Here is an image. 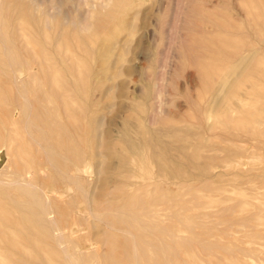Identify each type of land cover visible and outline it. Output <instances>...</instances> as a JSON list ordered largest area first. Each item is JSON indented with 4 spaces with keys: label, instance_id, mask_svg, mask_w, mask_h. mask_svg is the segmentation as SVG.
Segmentation results:
<instances>
[{
    "label": "rangeland",
    "instance_id": "rangeland-1",
    "mask_svg": "<svg viewBox=\"0 0 264 264\" xmlns=\"http://www.w3.org/2000/svg\"><path fill=\"white\" fill-rule=\"evenodd\" d=\"M33 1L0 0V253L15 264H264V151L217 117L230 106L242 116L259 57L264 87V0ZM212 66L223 78H206ZM157 150L190 175L160 170Z\"/></svg>",
    "mask_w": 264,
    "mask_h": 264
},
{
    "label": "bare ground",
    "instance_id": "bare-ground-1",
    "mask_svg": "<svg viewBox=\"0 0 264 264\" xmlns=\"http://www.w3.org/2000/svg\"><path fill=\"white\" fill-rule=\"evenodd\" d=\"M41 1H43V0H41ZM80 1V0H79ZM120 1H126V0H120ZM32 4H34V2L35 1H33L32 0ZM37 2V1H36ZM35 2V3H36ZM84 2H86V0L84 1ZM42 3H44V1L42 2ZM66 3V2H65ZM75 5V4H74ZM33 6V5H32ZM36 7H38L37 6V3H36ZM36 7H35V10H36ZM17 8V7H16ZM31 8V7H30ZM43 8V7H42ZM12 9V8H11ZM15 9V8H14ZM13 9V10H14ZM34 9V8H33ZM37 9H40V8H37ZM44 9V8H43ZM30 10V9H29ZM32 10V9H31ZM42 10V9H41ZM50 10V14L52 13L51 12V9H49ZM16 11V10H15ZM62 11V10H61ZM76 11H77V9H76ZM14 12V11H13ZM47 12V11H46ZM39 13V12H38ZM43 12H41V14H42ZM62 13V12H61ZM36 14V13H35ZM41 14H39V15H41ZM46 15V17H45V19L47 18V13H45ZM38 15V16H39ZM53 15V14H52ZM78 15V14H77ZM81 15V14H80ZM42 16V15H41ZM51 16V15H50ZM55 17V16H54ZM113 16H112V14H111V18H112ZM41 18V17H40ZM52 18V17H51ZM61 18H64V17H61ZM66 18V17H65ZM44 19V20H45ZM49 19V18H48ZM74 19H76V18H74ZM74 19H72V20H74ZM99 19V18H98ZM71 20V19H70ZM81 20V22L82 21H84V19L82 20V19H80ZM86 20V19H85ZM50 22H51V20H49ZM68 21V20H67ZM66 21V22H67ZM41 22V21H40ZM55 22H57V20L55 21ZM70 22V21H69ZM74 22V21H73ZM103 22H105L104 20H103ZM48 23V20H46V22H45V24H44V26L46 25ZM76 22H74V24H75ZM49 24V23H48ZM47 24V26L46 27H49L50 25H48ZM50 24H52V22L50 23ZM54 24H56V23H54ZM61 24V23H60ZM73 24V23H72ZM83 24V23H82ZM41 25V24H40ZM62 25V24H61ZM78 25H81L80 24V22L78 23ZM57 26V25H56ZM172 27V26H171ZM50 28V27H49ZM48 28V29H49ZM22 29H23V27H22ZM32 29V28H31ZM56 29V28H55ZM72 29V28H71ZM170 30V29H169ZM18 31H20V29L18 30ZM32 31H33V29H32ZM72 31V30H71ZM23 32V31H22ZM55 32H57V30H55ZM58 32H60V33H62L61 35L62 36H64V34H65V32L63 31V28H61V29H58ZM73 32H71L70 34H72ZM8 35V34H7ZM33 35V34H32ZM15 36V35H14ZM25 37L24 39H26L27 38V36H28V34H27V32H23L22 33V35H21V37ZM30 37V36H29ZM48 37V36H47ZM223 37V36H222ZM225 37V36H224ZM227 37V36H226ZM2 38V37H1ZM39 38V37H38ZM73 38V37H72ZM5 39V38H4ZM16 39V38H15ZM23 39V40H24ZM83 39V38H82ZM227 39V38H226ZM19 40V39H18ZM27 40V42H25L24 43V46H25V48L27 49V50H30V51H32L33 53H34V51L36 50V48H35V45H31L32 43L30 42H28V38L26 39ZM32 40V39H31ZM70 40V39H69ZM32 41H34V40H32ZM60 41V40H59ZM71 41V40H70ZM78 41H81V40H78ZM1 42V41H0ZM227 42H228V45H230L231 46V41H228L227 40ZM12 43V42H11ZM58 43V42H57ZM64 43V42H63ZM63 43H62V41H61V43L59 44L60 46H63ZM78 43V42H77ZM223 43V42H222ZM2 44H4V43H2ZM53 44V43H52ZM75 44H76V42H75ZM81 45L80 46H82V41H81V43H80ZM57 45V44H56ZM211 45V44H210ZM4 46H5V44H4ZM48 46V45H47ZM76 46V45H75ZM79 46V45H78ZM77 46V48L79 49V47ZM64 47V46H63ZM249 47H252L253 48V46H249ZM2 48V47H1ZM24 48V49H25ZM40 48H41V45H40ZM68 48H70L69 46H67V49ZM81 48H83L84 50H85V48L84 47H81ZM88 48V47H87ZM43 49V48H42ZM65 49V48H64ZM77 49V50H78ZM2 50H4L5 51V49H3L2 48ZM7 50V49H6ZM61 50H63L62 48H61ZM8 51V50H7ZM47 51V50H46ZM81 51V50H80ZM3 52V51H2ZM1 52V53H2ZM9 52V51H8ZM42 52V51H41ZM64 52V51H63ZM6 53V52H5ZM4 53V54H5ZM43 53V52H42ZM215 53V52H214ZM71 54V53H70ZM69 54V55H70ZM72 54H74V53H72ZM8 55H9V53H8ZM18 55H19V53H18ZM34 55V54H33ZM45 55V54H44ZM56 55V54H55ZM77 55V54H76ZM215 55V54H214ZM10 56V55H9ZM43 56V55H42ZM50 56V55H49ZM72 56V55H71ZM11 57V56H10ZM43 58V57H42ZM42 58H40V59H42ZM63 58H65V57H63ZM73 58V57H72ZM76 58V57H75ZM149 58V57H148ZM6 59V58H5ZM8 59V58H7ZM45 59V58H44ZM153 59V58H152ZM3 60V59H2ZM15 60V59H14ZM49 60V59H48ZM52 59H50V61H51ZM54 60V59H53ZM78 60V59H77ZM210 60V59H209ZM208 60V61H209ZM7 61V60H6ZM72 61V60H71ZM85 61V60H84ZM86 61H87V59H86ZM79 62V61H78ZM88 62V61H87ZM211 62V61H210ZM209 62V63H210ZM16 63V62H15ZM201 63V62H200ZM199 63V64H200ZM8 65V64H7ZM9 65H10V63H9ZM27 65V64H26ZM38 65H39V63H38ZM42 65V64H41ZM77 65V64H76ZM75 65V66H76ZM18 67V66H17ZM83 67V66H82ZM63 69H65V68H63ZM200 69H201V71H203L204 72V74H205V76H206V78H208V77H215V76H222V78H223V76H224V70L223 69H221V68H219V67H211V68H209L208 67V69H206V71H205V69H202L201 67H200ZM50 70H51V67H50ZM67 70V69H66ZM32 71V70H31ZM57 71V70H56ZM59 71V70H58ZM57 71V72H58ZM261 71H262V67H261V57H259L258 59H257V61L254 63V65L252 66V68L250 69V73H248V75H250V76H248L247 78H248V80L250 81V87L248 86V88H250V91L248 92V96L244 99L245 100V102H244V105H242L243 107H242V109H244L243 110V114H242V116H241V114H240V117L238 116L237 117V115L234 113L233 114V112H234V109H232L231 108V106H230V109L228 108V107H224V108H221V110L220 109H217V111H216V109H214V112H215V114L216 113H218V111H219V113H218V115L219 116H217V117H219V124L220 125H223V123H224V121H227L228 119L230 120V121H232L234 124H232V126L231 127H233V125L235 126V127H238V129L240 128V129H242L243 131H245L246 133H247V135L248 134H250V136L247 138V139H251V140H253V142L257 145V147L259 148V149H263V151H264V87H262V86H260L259 84H260V81H261ZM13 72V71H12ZM51 72V71H50ZM207 72H209V73H207ZM14 74V73H13ZM51 75V74H50ZM8 76V75H7ZM74 76V75H73ZM246 76V75H245ZM15 77H16V75H15ZM14 77V78H15ZM20 77V76H19ZM51 77V76H50ZM62 78V77H61ZM245 79H246V77H244ZM15 79H17V78H15ZM14 79V80H15ZM64 79V78H63ZM18 80V79H17ZM20 80V79H19ZM50 80V79H49ZM80 80V79H79ZM82 80V79H81ZM247 80V79H246ZM22 81V80H21ZM20 81V82H21ZM83 81V80H82ZM7 82V81H6ZM15 83V82H14ZM51 83V82H50ZM65 83V82H64ZM83 83V82H82ZM12 84V83H11ZM15 85V84H14ZM211 85V84H210ZM16 86V85H15ZM53 86V85H52ZM203 86H204V88L206 87L204 84H203ZM243 86V85H242ZM20 87V86H19ZM50 87V86H49ZM23 88V87H22ZM16 89H17V87H16ZM25 89V88H24ZM212 89V88H211ZM149 90H150V88H149ZM149 90H147V91H149ZM157 90V89H156ZM206 90H208L207 88H206ZM240 90V89H239ZM244 90V89H243ZM247 90V89H246ZM26 91V90H25ZM150 92V91H149ZM244 91H242L241 92V94L243 93ZM17 93L19 94V91H17ZM77 93V92H76ZM157 93V92H156ZM61 94V93H60ZM70 94H72V92H70ZM238 94V93H237ZM241 94H240V96L239 97H241ZM24 94H22V97H25V96H23ZM65 95V94H64ZM155 95V94H154ZM235 95H236V93H235ZM19 96H21V95H19ZM160 96V95H159ZM207 96V95H206ZM228 96V95H227ZM226 96V97H227ZM237 96V95H236ZM21 97V98H22ZM69 97V96H68ZM68 97H67V99H68ZM239 97H237V99L239 98ZM254 98V100H255V102L254 103H251V99H253ZM27 99V98H26ZM25 99V100H26ZM154 99V98H153ZM159 99H161V98H159ZM69 101H70V99H68ZM151 100V99H150ZM242 100V99H241ZM249 100H250V102H249ZM27 101V100H26ZM73 101H75V100H73ZM152 101V100H151ZM248 101V102H247ZM28 102V101H27ZM64 103V102H63ZM73 103V102H72ZM203 103V102H202ZM245 103H251V105L249 106V107H247V106H245ZM27 105V104H26ZM48 105V104H47ZM147 106V105H146ZM154 107H155V105H153ZM152 105H150V109H153L154 107H153ZM226 106V105H225ZM245 106V107H244ZM29 108V107H28ZM79 108H80V106H79ZM148 108V107H147ZM76 109H77V107H76ZM138 109L139 108H137L136 110L138 111ZM211 109V108H210ZM30 110V109H29ZM46 110V109H45ZM207 110V108H205V111ZM212 110V109H211ZM31 111V110H30ZM29 111V112H30ZM139 111H141L140 109H139ZM146 111H147V109H146ZM145 111V112H146ZM161 111V110H160ZM24 112V111H23ZM46 112V111H45ZM81 112H83L82 111V109H81ZM148 112V111H147ZM212 112V111H211ZM210 111L208 112V113H211ZM28 113V112H27ZM140 113V112H139ZM142 113V112H141ZM30 114H31V112H30ZM37 114V113H36ZM146 114V113H145ZM154 114V113H153ZM152 114V115H153ZM211 114H213V113H211ZM210 114V115H211ZM4 115L6 116V117H9V119H11V121H12V124H13V126L14 127H10V129H9V134H10V136H11V140H10V142L13 144V146L16 148V147H18V145H19V138H18V128L16 127V124L18 123V119H17V117L19 116V109H17V108H12V109H8L5 113H4ZM28 115V114H27ZM67 115H68V113H67ZM210 115L208 114V118H210ZM214 115V114H213ZM213 115H211L212 117H213ZM236 117H235V116ZM30 116V115H29ZM41 117V116H40ZM142 117V116H141ZM211 117V118H212ZM74 118H75V116H74ZM147 119V118H146ZM216 119V118H215ZM55 120V119H54ZM57 120V119H56ZM59 120V119H58ZM142 120H144V119H142ZM213 120H214V118H213ZM26 121H27V119H26ZM25 121V122H26ZM31 121V120H30ZM209 121V120H208ZM216 121V120H215ZM24 122V123H25ZM54 122H56V121H54ZM144 122H145V120H144ZM186 123V122H185ZM185 123H183V124H185ZM56 124H58V123H56ZM141 124V123H140ZM211 124H213V123H211ZM211 124H209V125H211ZM218 124V123H217ZM26 125V124H25ZM148 126V125H147ZM28 127V126H27ZM35 127V126H34ZM63 127V126H62ZM66 127V126H65ZM186 127V126H185ZM217 127V126H216ZM223 127H225L224 125H223ZM235 127H233L234 129H235ZM23 128H25V127H23ZM187 128V127H186ZM204 128V127H203ZM213 128V127H212ZM215 128V127H214ZM26 129V128H25ZM66 129V128H65ZM0 130H1V128H0ZM42 130H45V129H42ZM45 132V131H44ZM145 132H146V130H145ZM149 131H147V133H148ZM155 132H156V129H155ZM206 132H207V130H206ZM157 133V132H156ZM177 134H179V132H176ZM175 133V134H176ZM26 134L27 135H30V134H28L27 133V129H26ZM46 134V133H45ZM153 134V133H152ZM159 134H161V133H159ZM52 135H53V133H52ZM162 135V134H161ZM195 135V134H194ZM205 135V134H204ZM203 135V136H204ZM217 135V134H216ZM225 135V134H224ZM31 136V135H30ZM29 136V137H30ZM197 136V135H196ZM213 136V135H212ZM28 137V136H27ZM42 137V136H41ZM46 137V136H45ZM216 137V136H215ZM31 138V137H30ZM77 138V137H76ZM238 138V137H237ZM240 138H241V136H240ZM200 139H201V137H200ZM223 139V138H222ZM233 139V138H232ZM231 139V140H232ZM34 140V139H33ZM240 140V139H239ZM31 141H32V139H31ZM36 141V140H35ZM45 141V140H44ZM49 141V140H48ZM153 141V140H152ZM227 141V140H226ZM243 141V140H242ZM42 142V141H41ZM75 142V141H74ZM154 142V141H153ZM200 142V141H199ZM240 142V141H239ZM146 147H151V139H150V137H148L147 139H146ZM198 143V142H197ZM240 143H243V142H240ZM39 144V143H38ZM47 144H48V142H47ZM135 144H137V143H135ZM142 144V143H141ZM172 144V142L171 141H165V142H163V145H165V146H170ZM199 144V143H198ZM233 144V143H232ZM143 145H144V143H143ZM143 145H141L142 147H143ZM148 145V146H147ZM154 145H160V144H155L154 143ZM237 145V144H236ZM39 146H41V144H39ZM47 146V145H46ZM197 146V145H196ZM41 147H43V145L41 146ZM47 147H49V146H47ZM51 147V146H50ZM155 147V146H154ZM179 147V146H178ZM202 148H204L203 146H201ZM155 148H157V147H155ZM164 148V147H163ZM169 148V147H168ZM197 148H198V146H197ZM200 148V147H199ZM198 148V149H199ZM150 149V148H149ZM149 149L147 150V148H146V151H144V152H146V157H148L150 154H147L148 152L147 151H149ZM182 149H184V147L181 145L180 146V150H182ZM191 149V146H190V148H189V150ZM140 150H142V149H136V151H137V153L139 154V157H140V161H141V158L143 159L144 158V152H142V151H140ZM145 150V149H144ZM150 150H152L153 151V148H151ZM192 150V149H191ZM241 150H244V147H242V149ZM82 151V150H81ZM155 151V150H154ZM158 151V153L156 152L155 153V159L156 160H158V162H159V168H160V170H163L164 172L166 171V172H172V173H174L175 174V177L176 176H179L180 178H183V177H188L189 175H190V173H188V171H186V170H184V168H183V166L180 164V163H177V162H175L171 157H167L165 154H163L162 152H160L159 150H157ZM132 153V152H131ZM136 152H134V154H135ZM136 153V154H137ZM150 153V152H149ZM238 153H240V152H238ZM60 155V154H59ZM151 155H153V154H151ZM191 155V154H190ZM226 155H228V154H226ZM52 156V155H51ZM58 156V155H57ZM194 156L196 157V158H200V155H199V153H196V154H194L193 153V155L191 156V158H192V160L194 161ZM9 157V156H8ZM139 157H137L138 159H139ZM230 157L231 156H228L225 160H229L230 159ZM263 157H264V155L262 156L261 155V159H263ZM17 158H18V156H17ZM31 158V157H30ZM62 158H63V156H62ZM64 158H65V156H64ZM137 158H135V159H137ZM10 159V158H9ZM133 159V161L135 160L134 158H132ZM153 158L151 157V159H150V157L147 159V160H149L150 162H148L147 160V162L149 163V165H152V163L154 162L153 160H155V159H153ZM63 160V159H62ZM65 160H67V159H65ZM68 160H70V159H68ZM153 162H152V161ZM236 160L234 159V162H235ZM252 161V160H251ZM65 162V161H64ZM146 162V163H147ZM152 162V163H151ZM195 162V161H194ZM135 164H137V162H134ZM230 163H232V161L230 160ZM236 163V162H235ZM23 164V163H22ZM139 164V163H138ZM249 164V163H248ZM146 165H148V164H146ZM130 166V165H129ZM139 166V165H138ZM143 166H145L144 164H143ZM197 166H200V168L202 169V173L204 174V175H206V177H210V176H212V175H216L215 174V172L216 171H213V166H214V164H212V163H210V162H208V161H205V163H203V164H199V165H197ZM225 168H226V165L224 166ZM229 167V166H228ZM131 168V167H130ZM144 168V167H143ZM149 168V167H148ZM150 168H151V166H150ZM188 168V167H187ZM66 169V168H65ZM140 169V168H139ZM152 169V168H151ZM196 169V168H195ZM237 170V169H236ZM27 171V170H26ZM32 171V170H31ZM59 171H60V169H59ZM143 171H144V169H143ZM142 172V171H141ZM29 173V172H28ZM62 173V172H61ZM201 173V174H202ZM142 175H143V173H141ZM226 174V173H225ZM65 175H66V173H65ZM227 175V174H226ZM230 175V174H229ZM244 175V174H243ZM261 179H264V167H262L260 170H259V173L257 174ZM61 176H62V174H61ZM69 176H71V175H69ZM232 176V175H231ZM246 176V175H245ZM244 176V177H245ZM31 177V176H30ZM63 177V176H62ZM65 177V176H64ZM170 177V176H169ZM175 177H174V179H175ZM23 178V177H22ZM70 178V177H69ZM170 178H172V176L170 177ZM170 178H168V180L170 179ZM71 179V178H70ZM192 179V178H191ZM198 179V178H197ZM22 180V179H21ZM157 180V179H156ZM180 180H182L183 181V179H180ZM14 181H16V180H14ZM18 181L20 182V180L18 179ZM71 181V180H70ZM160 181V180H159ZM162 181H163V179L161 178V183H162ZM172 181V180H171ZM187 181H189V180H187ZM193 181V180H192ZM74 182H76V181H74ZM165 182V181H164ZM202 182H204V181H202ZM1 183V182H0ZM23 183V182H22ZM21 183V184H22ZM16 184H18V182H16ZM20 184V185H21ZM25 184H28V183H25ZM79 184V183H78ZM133 184V183H132ZM173 184V183H172ZM171 184V185H172ZM183 184V183H182ZM12 185V184H11ZM15 185V184H14ZM29 185V184H28ZM34 186H35V184H33ZM81 185V184H80ZM150 185H154V183H152V184H150ZM149 184H147L146 186H150ZM156 185V184H155ZM154 185V186H155ZM207 185V184H206ZM25 186H27V185H25ZM78 186V185H77ZM130 186V185H129ZM151 186V187H152ZM179 186V185H178ZM182 185H180V187H181ZM30 187H32V186H30ZM144 187V186H143ZM179 187V188H180ZM36 188H37V186H36ZM82 188V187H81ZM125 188H126V186H125ZM128 188V187H127ZM189 188V187H188ZM27 189V191H28V187L27 188H25V190ZM31 189V188H30ZM39 189H40V186H39ZM171 189V188H170ZM191 189V188H190ZM34 190V189H33ZM36 190V189H35ZM137 190V189H136ZM37 191V190H36ZM40 191V190H39ZM161 191V190H160ZM26 192V191H25ZM40 192H42V191H40ZM16 193V192H15ZM46 193V192H45ZM29 194V193H28ZM31 194V193H30ZM29 194V195H30ZM43 194V193H42ZM33 195H34V193H33ZM32 195V196H33ZM164 195V194H163ZM32 196H30L31 198H32ZM136 196V195H135ZM5 197V196H4ZM29 197V196H28ZM37 197L38 196H35L34 195V197L32 198V200L35 198V199H37ZM25 198H27V197H25ZM47 198V197H46ZM132 198V197H131ZM134 198V197H133ZM34 199V200H35ZM39 200L41 199V198H38ZM2 200V199H1ZM5 200V199H4ZM27 200V199H26ZM38 200V203L40 204V202L41 201H39ZM8 203H10L9 201H7ZM21 202V201H20ZM25 202V201H24ZM43 202V201H42ZM140 202V201H139ZM22 203H23V201H22ZM31 203V202H30ZM33 203H35V204H37L36 202H33ZM152 203H153V201H152ZM158 203V202H157ZM14 204V203H13ZM13 204H11V205H13ZM17 204V203H16ZM29 204V203H28ZM41 204H43V203H41ZM40 204V205H41ZM44 204H45V202H44ZM48 204V203H47ZM132 204H134V202L132 203ZM31 205V204H30ZM29 205V206H30ZM34 204H32V206H33ZM38 205V204H37ZM51 205V204H50ZM106 205V204H105ZM20 206V205H19ZM35 206V205H34ZM45 206H47L46 204H45ZM42 207V209H43V211H45L44 210V208L46 209V207ZM235 206V205H234ZM40 207V206H39ZM38 207V208H39ZM19 208H21V207H19ZM36 208V207H35ZM262 209H264V208H262ZM38 210H40V209H38ZM22 211V210H21ZM20 211V212H21ZM41 211V210H40ZM48 211V210H47ZM31 212H34V211H31ZM38 212V211H37ZM22 213V212H21ZM40 213V212H39ZM41 214V213H40ZM43 214V213H42ZM45 215H46V213H44ZM33 215V214H32ZM36 217V216H35ZM40 217H41V215H40ZM42 217H43V215H42ZM45 218V217H44ZM51 218V217H50ZM34 219V218H33ZM36 220V219H35ZM52 220V219H51ZM250 220V219H249ZM28 221V220H27ZM136 221V220H135ZM156 221V220H155ZM44 222H47V221H44ZM37 223V222H36ZM40 223H41V221H40ZM38 224V223H37ZM44 224V223H43ZM149 224V223H148ZM173 224H175V223H173ZM45 225V224H44ZM49 225V224H48ZM5 226V225H4ZM150 226V225H149ZM45 228V227H44ZM19 229V228H18ZM59 229V228H58ZM66 229V228H65ZM143 230V229H142ZM59 231V230H58ZM163 231V230H162ZM35 232V231H34ZM57 232V231H56ZM60 232V231H59ZM62 232V231H61ZM60 232V233H61ZM128 232V231H127ZM21 234V233H20ZM27 234V233H26ZM59 234V233H58ZM129 234H131V233H129ZM32 235H33V233H32ZM60 235V234H59ZM58 235V236H59ZM150 235V234H149ZM1 236V235H0ZM44 236V235H43ZM29 237V236H28ZM35 237V236H34ZM60 237V236H59ZM134 237V236H133ZM40 238V237H39ZM58 238V237H57ZM61 238V237H60ZM47 239V238H46ZM51 239V238H50ZM55 239V238H54ZM60 240V239H59ZM181 240V239H180ZM44 241H45V239H44ZM54 242H56V241H54ZM135 243V242H134ZM60 245H62L61 244V242L59 243ZM134 245V244H133ZM59 246V245H58ZM62 246H64V245H62ZM61 246V247H62ZM50 247V246H49ZM60 247V248H61ZM57 248H59V247H57ZM63 248H65V247H63ZM133 248V247H132ZM131 248V249H132ZM133 249H135L136 250V248H133ZM62 250V249H61ZM63 251V250H62ZM61 251V252H62ZM34 252V251H33ZM135 253H136V251H134ZM65 253V252H64ZM133 254V253H132ZM131 254V255H132ZM69 255H71V254H69ZM135 257H136V255L135 254H133ZM21 256H23V255H21ZM68 257V256H67ZM23 258H24V256H23ZM62 258H63V255H62ZM65 258H66V255H65ZM73 258V257H72ZM41 259V258H40ZM68 259H69V257H68ZM74 259V258H73ZM65 260V259H64ZM70 260V259H69ZM79 260V259H78ZM72 261V260H71ZM70 261V262H71ZM26 263V262H25ZM78 263V262H77ZM0 264H15V262H13V261H9L3 254H1L0 253ZM79 264V263H78Z\"/></svg>",
    "mask_w": 264,
    "mask_h": 264
}]
</instances>
